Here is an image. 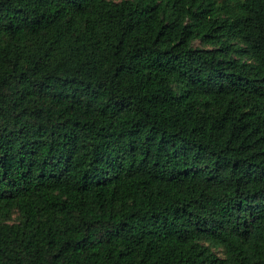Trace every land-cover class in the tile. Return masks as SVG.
<instances>
[{
	"label": "trees",
	"instance_id": "1",
	"mask_svg": "<svg viewBox=\"0 0 264 264\" xmlns=\"http://www.w3.org/2000/svg\"><path fill=\"white\" fill-rule=\"evenodd\" d=\"M0 264H264V0H0Z\"/></svg>",
	"mask_w": 264,
	"mask_h": 264
},
{
	"label": "rangeland",
	"instance_id": "2",
	"mask_svg": "<svg viewBox=\"0 0 264 264\" xmlns=\"http://www.w3.org/2000/svg\"><path fill=\"white\" fill-rule=\"evenodd\" d=\"M218 2L219 1H221V0H217ZM193 45L194 46H203L204 44L200 41V40H198V39H195L194 41H193ZM17 212H13L12 214H11V216H10V219L11 220H16L17 219ZM210 248L217 254V255H219V256H223L224 255V250H223V248L221 247V246H214V245H210Z\"/></svg>",
	"mask_w": 264,
	"mask_h": 264
}]
</instances>
